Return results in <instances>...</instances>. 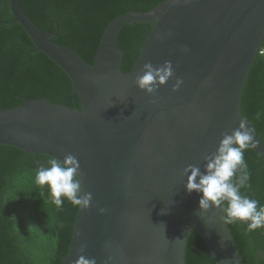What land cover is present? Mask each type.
I'll return each mask as SVG.
<instances>
[{
    "label": "water",
    "instance_id": "water-1",
    "mask_svg": "<svg viewBox=\"0 0 264 264\" xmlns=\"http://www.w3.org/2000/svg\"><path fill=\"white\" fill-rule=\"evenodd\" d=\"M10 3L15 21L70 76L81 99V109L43 97L0 110V144L79 161L77 178L93 200L79 209L64 264L80 255L96 264H186L194 228L216 264H245L222 210L227 201L202 212L203 193H188L183 170L192 164L204 172V156L217 150L221 133L246 120L242 96L262 50L264 0H165L147 12H127L106 28L94 64L52 40L59 26L46 32L21 0ZM136 22L155 27L125 73L118 35ZM165 61L175 75L155 95L135 84L145 63ZM177 79L183 84L173 91ZM246 121L264 161V142Z\"/></svg>",
    "mask_w": 264,
    "mask_h": 264
},
{
    "label": "trees",
    "instance_id": "trees-1",
    "mask_svg": "<svg viewBox=\"0 0 264 264\" xmlns=\"http://www.w3.org/2000/svg\"><path fill=\"white\" fill-rule=\"evenodd\" d=\"M165 0H21L22 7L44 31L59 34L52 40L73 48L94 64L103 34L117 17L147 12ZM155 23L126 24L118 35L124 52L122 71L130 72L141 55V46ZM47 97L53 103L81 106L70 76L47 54L38 50L25 28L15 21L10 0H0V110L18 107L27 99ZM242 113L264 142V41L248 75ZM259 117V118H257ZM54 158L29 154L0 144V264H64L80 207L62 197L53 202L51 189L37 183L41 168ZM249 180L240 194L264 208V161L249 147L244 151ZM78 179V178H77ZM238 173L234 182L238 183ZM227 203L225 205L226 216ZM250 223V222H248ZM248 223H228L245 264H264V227L248 231ZM186 264H216L200 233L188 236Z\"/></svg>",
    "mask_w": 264,
    "mask_h": 264
},
{
    "label": "clouds",
    "instance_id": "clouds-1",
    "mask_svg": "<svg viewBox=\"0 0 264 264\" xmlns=\"http://www.w3.org/2000/svg\"><path fill=\"white\" fill-rule=\"evenodd\" d=\"M185 51H187L186 48ZM141 71L143 74L136 76L135 84L150 95H155L158 88L167 84L169 79L175 75L171 61H165L159 67H154L148 62L143 65ZM182 84L183 80L177 79L172 90L177 91ZM247 124L246 120H241L239 127L231 134L221 133L223 138L217 150L204 156V160L207 161L204 172L200 167L189 164L184 168L183 173L187 176L188 193L193 191L203 193L199 201V209L202 212H208L213 207L220 209L227 201L226 223H234L237 220L250 222L248 231L251 232L264 227V208L257 210L258 201L240 194V189L245 187L249 180L244 151L249 147L257 146L253 135L254 128H249ZM49 163L50 168H41L38 171L37 183L50 187L56 206L62 207V197H66L73 205L82 209L90 208L93 195L91 192L83 193L82 183L77 179L81 174L77 157L68 154L62 163L58 159H52ZM238 171L241 175L239 182L235 183L234 178ZM99 211L103 214L106 209L101 208ZM80 251L83 252L84 248L81 247ZM73 264H96V260L80 255Z\"/></svg>",
    "mask_w": 264,
    "mask_h": 264
}]
</instances>
